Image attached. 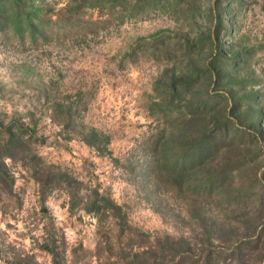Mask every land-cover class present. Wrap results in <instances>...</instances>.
Wrapping results in <instances>:
<instances>
[{
	"label": "rangeland",
	"instance_id": "374dc122",
	"mask_svg": "<svg viewBox=\"0 0 264 264\" xmlns=\"http://www.w3.org/2000/svg\"><path fill=\"white\" fill-rule=\"evenodd\" d=\"M0 264H264V0H0Z\"/></svg>",
	"mask_w": 264,
	"mask_h": 264
},
{
	"label": "trees",
	"instance_id": "16d2710c",
	"mask_svg": "<svg viewBox=\"0 0 264 264\" xmlns=\"http://www.w3.org/2000/svg\"><path fill=\"white\" fill-rule=\"evenodd\" d=\"M6 1H7V2H16L17 0H6ZM8 133H9V132H8ZM8 135H9V137H10V136H11V137L13 136V135L10 134V133H9ZM13 137H14V136H13Z\"/></svg>",
	"mask_w": 264,
	"mask_h": 264
}]
</instances>
